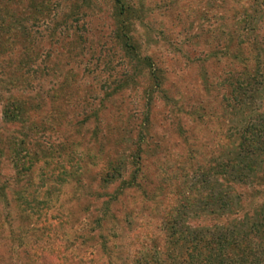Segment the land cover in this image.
Wrapping results in <instances>:
<instances>
[{"label":"rangeland","instance_id":"1","mask_svg":"<svg viewBox=\"0 0 264 264\" xmlns=\"http://www.w3.org/2000/svg\"><path fill=\"white\" fill-rule=\"evenodd\" d=\"M257 4L0 0V177L9 179V199L23 194L40 207L26 210L18 249L8 253L0 241V264H140L158 246L166 258L170 208L240 130L239 59L252 71L261 56L240 43L233 23ZM21 154L27 171L16 177ZM107 159L124 164L102 188L96 174ZM244 192L243 211L264 205V191ZM107 194L114 197L103 211ZM209 211L195 222L209 225Z\"/></svg>","mask_w":264,"mask_h":264},{"label":"trees","instance_id":"2","mask_svg":"<svg viewBox=\"0 0 264 264\" xmlns=\"http://www.w3.org/2000/svg\"><path fill=\"white\" fill-rule=\"evenodd\" d=\"M258 1L255 0L258 4L251 9L243 8L237 11L233 23L237 28L238 38L241 37L240 43L247 41L253 52L261 56V62L256 59L258 69L252 71L247 68L245 58L239 57L242 69L237 73L234 84L240 91L235 95V105L242 123L237 138L234 141L233 137L229 148L221 154L218 161H210L195 171L197 172L195 179L191 182L187 196L184 198L186 202L182 200L170 208L166 227L169 247L166 258L160 259L158 246L149 257L144 258L143 252V258L139 259L142 262L140 264H264V205L243 211L244 205L241 201V196L246 190H251L253 195L255 191H264L259 189V186L264 184V111L260 109L261 102L264 103V33H262L264 1ZM123 9L124 6H121L119 14L123 13ZM24 27L28 32L32 25ZM27 32L24 31V34ZM238 54L240 56V50L235 56L238 57ZM153 78L157 83L159 78L155 75ZM248 85L253 86L251 92L245 90ZM4 115L8 117L6 111ZM245 116L248 118L244 119ZM11 118L12 116L8 120ZM17 119L22 121V117ZM142 135L138 130L134 153L127 161L132 166L131 178L138 173L136 165L139 162L138 151H140ZM150 138L151 136H148V139ZM18 144H24V140L20 139ZM153 145L156 146L157 143L154 142ZM20 158L21 170H17L16 177H20L21 172L27 171L22 167L25 155L21 154ZM122 164L124 161L115 162L107 159L102 171L95 175L97 185L105 188L109 183L120 178ZM8 181V178L0 177V217H2L0 241L7 242L4 246L9 253L20 247L24 240L22 234L29 229L26 210H36L40 207L37 198L27 199L23 194L16 195L12 200L9 199L6 194ZM233 187L241 189L236 192ZM195 190L199 194L196 200L194 196H190ZM98 195L95 193V197ZM113 197V195L107 197L103 203V211ZM205 208L211 209L208 212L211 222L209 225L195 222ZM12 209L17 210L18 214L23 213L24 218L19 229L13 224ZM33 226L31 225L30 228L33 229ZM4 229L7 235H3Z\"/></svg>","mask_w":264,"mask_h":264}]
</instances>
